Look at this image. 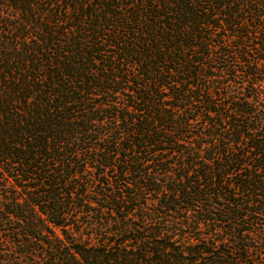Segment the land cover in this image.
Instances as JSON below:
<instances>
[{
	"label": "trees",
	"instance_id": "obj_1",
	"mask_svg": "<svg viewBox=\"0 0 264 264\" xmlns=\"http://www.w3.org/2000/svg\"><path fill=\"white\" fill-rule=\"evenodd\" d=\"M0 264H264V0H0Z\"/></svg>",
	"mask_w": 264,
	"mask_h": 264
}]
</instances>
